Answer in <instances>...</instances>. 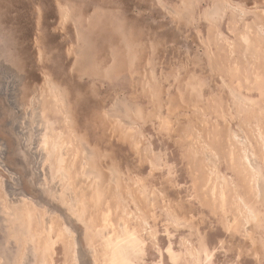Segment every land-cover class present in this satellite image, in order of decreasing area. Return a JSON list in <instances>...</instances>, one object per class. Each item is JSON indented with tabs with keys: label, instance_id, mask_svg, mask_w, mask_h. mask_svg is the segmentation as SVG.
Segmentation results:
<instances>
[{
	"label": "rangeland",
	"instance_id": "374dc122",
	"mask_svg": "<svg viewBox=\"0 0 264 264\" xmlns=\"http://www.w3.org/2000/svg\"><path fill=\"white\" fill-rule=\"evenodd\" d=\"M0 264H264V0H0Z\"/></svg>",
	"mask_w": 264,
	"mask_h": 264
},
{
	"label": "bare ground",
	"instance_id": "6f19581e",
	"mask_svg": "<svg viewBox=\"0 0 264 264\" xmlns=\"http://www.w3.org/2000/svg\"><path fill=\"white\" fill-rule=\"evenodd\" d=\"M125 238H126V237H125ZM131 239H132V238H131ZM120 243H121V242H119V246H120ZM129 246H130V245H129ZM131 246H132V245H131ZM131 246H130V248H131ZM125 247H126V246H125ZM127 248H129V247H127ZM120 249H121V248H120ZM136 249H137V248H136ZM123 250H124V249H123ZM125 255H127V254H125Z\"/></svg>",
	"mask_w": 264,
	"mask_h": 264
}]
</instances>
